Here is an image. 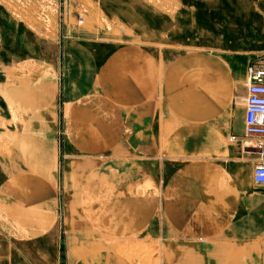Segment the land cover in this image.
<instances>
[{
	"label": "crops",
	"instance_id": "1",
	"mask_svg": "<svg viewBox=\"0 0 264 264\" xmlns=\"http://www.w3.org/2000/svg\"><path fill=\"white\" fill-rule=\"evenodd\" d=\"M206 52L169 61L131 42L67 35L50 63L24 58L2 71L25 114L17 165L0 179L12 264H129L108 239L139 235L159 241L164 264H263V194L236 180L257 153L232 98L237 85L245 98L247 67L261 62ZM190 71L200 87L219 73L231 97L212 128L180 113Z\"/></svg>",
	"mask_w": 264,
	"mask_h": 264
},
{
	"label": "rangeland",
	"instance_id": "2",
	"mask_svg": "<svg viewBox=\"0 0 264 264\" xmlns=\"http://www.w3.org/2000/svg\"><path fill=\"white\" fill-rule=\"evenodd\" d=\"M47 7L54 8L53 12L47 11ZM237 21L248 22L250 27L231 30V24ZM67 35L112 44L131 42L151 52H161L169 61L194 52L205 54L207 50L211 51L209 56L211 53L245 61L256 58L264 63V0H0V99L9 95L16 113L11 119L0 100V179L17 165V134L25 116L11 97L14 89L3 83L2 71L24 58L50 63L49 58L60 56ZM179 62L176 60L171 66ZM200 62L207 69L204 66L207 60ZM188 75L187 88L193 89L198 100L208 99L207 107L197 108L192 118L204 121L206 114L213 122L212 128L224 120L225 111L226 115L229 113L231 97L227 96L219 73L213 72L212 83L201 87L199 75L191 71ZM58 78H62L61 72ZM239 80L244 83V78ZM240 91L237 85L232 98L240 97L237 106L244 108L245 98ZM203 93L206 95L202 96ZM187 108L180 111L185 118H189L183 112ZM186 127H182L183 134L195 132L187 131ZM231 136L227 137L228 142H232ZM244 144L252 146L253 141L245 138ZM249 157L257 162V154ZM166 161L174 163L171 158ZM181 161L184 165L188 159ZM254 165L251 164L247 178L242 171L244 183L252 182ZM257 189L264 202V187ZM108 240L129 264H164L158 240L143 235ZM259 243L264 264V221ZM12 258L13 249L0 233V264H12Z\"/></svg>",
	"mask_w": 264,
	"mask_h": 264
},
{
	"label": "built area",
	"instance_id": "3",
	"mask_svg": "<svg viewBox=\"0 0 264 264\" xmlns=\"http://www.w3.org/2000/svg\"><path fill=\"white\" fill-rule=\"evenodd\" d=\"M244 138L253 141L258 155L252 171L255 186L264 187V64L254 63L246 70ZM231 136L230 140H236Z\"/></svg>",
	"mask_w": 264,
	"mask_h": 264
},
{
	"label": "bare ground",
	"instance_id": "4",
	"mask_svg": "<svg viewBox=\"0 0 264 264\" xmlns=\"http://www.w3.org/2000/svg\"><path fill=\"white\" fill-rule=\"evenodd\" d=\"M47 9V11L49 10L50 11V13L51 12H53L52 10L54 9V8H52V7H47L46 8ZM55 12V11H54ZM188 94H190V93H188ZM192 96H190L189 95V99H188V102H189V109H187V110H183V112H185V114L186 115H188V114H193L194 113V111L198 108H200V106H205V107H207V105H208V102H207V100L208 99H206L205 97H204V99L203 100H198L197 98L199 97H197V95L194 93V92H192ZM214 94V93H213ZM204 95H206V93H203L202 94V96H204ZM212 96V95H211ZM0 100H2V102L4 103V105H5V107H6V109L10 112V117H11V119H13L14 117H15V107L12 105V103L9 101V95H5V96H3ZM245 102H246V96H245ZM188 113V114H187ZM205 116H206V119H204V120H211V119H208V117H207V115L205 114ZM1 121V120H0ZM199 122H201V121H199ZM237 140V139H236ZM235 140V141H236ZM230 141H234V140H230ZM252 146H253V144H252ZM251 146V148H253ZM7 149V148H6ZM254 149V148H253ZM255 150V149H254ZM12 153V152H11ZM18 153V152H17ZM5 155V154H4ZM7 155V154H6ZM15 155V154H14ZM254 168V167H253ZM252 171H253V169H252ZM241 173H242V170L240 169L238 172H237V176H236V180H237V182L240 184V185H242V184H245L244 183V181H243V178H242V176H241ZM251 179H252V174H251ZM248 182H249V180H248ZM252 182H253V179H252ZM119 246H117V248H118ZM116 249V248H115ZM147 258V257H146ZM144 259V258H143ZM181 259V258H180ZM142 260V259H141ZM145 260V259H144ZM147 260V259H146ZM143 262V261H142ZM144 263V262H143Z\"/></svg>",
	"mask_w": 264,
	"mask_h": 264
}]
</instances>
